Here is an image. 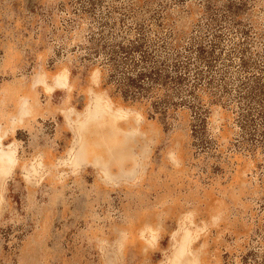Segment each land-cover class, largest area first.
<instances>
[{
  "label": "rangeland",
  "instance_id": "374dc122",
  "mask_svg": "<svg viewBox=\"0 0 264 264\" xmlns=\"http://www.w3.org/2000/svg\"><path fill=\"white\" fill-rule=\"evenodd\" d=\"M0 264H264V0H0Z\"/></svg>",
  "mask_w": 264,
  "mask_h": 264
}]
</instances>
